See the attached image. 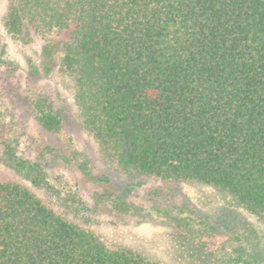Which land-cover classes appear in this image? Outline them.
Instances as JSON below:
<instances>
[{
    "label": "trees",
    "instance_id": "16d2710c",
    "mask_svg": "<svg viewBox=\"0 0 264 264\" xmlns=\"http://www.w3.org/2000/svg\"><path fill=\"white\" fill-rule=\"evenodd\" d=\"M4 27L41 41L44 69L62 74L80 129L106 159L212 188L264 219V0H8ZM38 115L58 134L68 119L63 109ZM41 153L71 165L65 150ZM20 161L41 183V164ZM189 249L190 262L211 257ZM0 264L160 263L108 248L26 187L0 182Z\"/></svg>",
    "mask_w": 264,
    "mask_h": 264
},
{
    "label": "rangeland",
    "instance_id": "374dc122",
    "mask_svg": "<svg viewBox=\"0 0 264 264\" xmlns=\"http://www.w3.org/2000/svg\"><path fill=\"white\" fill-rule=\"evenodd\" d=\"M7 5L8 0H0V182L26 187L111 249H131L160 264H199L190 262L189 247L202 256L211 254L204 264H264V219L212 188L164 183L104 157L80 129L62 74L55 67L44 69L41 41L22 42L6 31ZM58 109L68 118L59 134L45 130L37 119L38 113ZM7 150L19 158L16 165ZM48 150H65L71 165L65 160L46 164L41 152ZM21 159L41 164V183L33 173L26 177L30 169L25 171ZM111 192L121 195L126 211L115 210ZM185 224L190 232L181 229Z\"/></svg>",
    "mask_w": 264,
    "mask_h": 264
}]
</instances>
